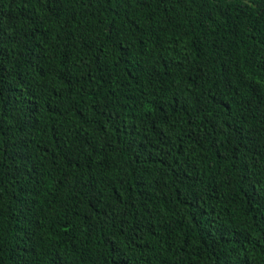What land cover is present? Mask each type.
Wrapping results in <instances>:
<instances>
[{"label": "trees", "instance_id": "trees-1", "mask_svg": "<svg viewBox=\"0 0 264 264\" xmlns=\"http://www.w3.org/2000/svg\"><path fill=\"white\" fill-rule=\"evenodd\" d=\"M0 264H264V0H0Z\"/></svg>", "mask_w": 264, "mask_h": 264}]
</instances>
